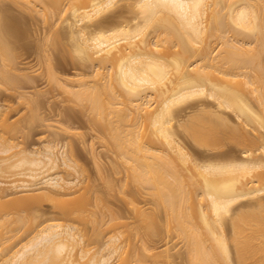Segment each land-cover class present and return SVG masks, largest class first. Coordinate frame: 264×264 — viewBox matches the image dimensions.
I'll list each match as a JSON object with an SVG mask.
<instances>
[{"label":"bare ground","instance_id":"obj_1","mask_svg":"<svg viewBox=\"0 0 264 264\" xmlns=\"http://www.w3.org/2000/svg\"><path fill=\"white\" fill-rule=\"evenodd\" d=\"M16 1L33 4L36 10L43 8L39 0ZM48 1L67 14L63 22L72 55L96 77L77 74L61 79L50 54H44L49 80L76 99L89 101L91 109L109 121L115 117L116 122L131 127L129 157L142 159L138 177L182 232L189 234L191 223L199 229L188 240L190 263L264 264V171H257L264 167V160L256 154H264V117L251 101V96L260 99L259 90L248 74H243L247 91L242 85L209 76L214 71L229 75L221 65L257 60L226 39L223 44L232 47L220 63L213 62L214 49L204 42L208 29L223 34L231 28L259 32L263 26L253 6L245 0H126L131 15L123 18L108 14L121 0ZM12 32L0 15L4 47L9 45L5 37ZM159 40L169 41L178 50L159 54ZM191 66L195 76L187 74ZM29 68L15 59L0 64V76L18 99L37 106V98L25 90L36 81ZM197 98L212 99L216 109L200 107L194 101ZM188 109L193 113L187 114ZM225 111L232 112L234 124ZM34 117L32 111L30 119ZM200 121L212 124L206 130L191 124ZM0 126L16 130L7 107L1 104ZM180 127L197 136L204 151L193 152L179 136ZM115 128L118 132L121 127ZM261 129L263 133H258ZM114 136L121 145L117 133ZM224 140L242 146L240 153L219 149ZM14 147L0 144V264H111L114 255H121L122 245L115 235L108 240L107 253L88 254L89 238L75 224V214L86 217L87 198H64L78 190L82 181L81 168L65 145L49 141L44 148L29 152L12 151ZM66 170L72 171V178ZM189 180L196 185L194 190L186 189ZM7 197L19 206L42 199L54 201L66 222L46 219L30 229L36 215L11 216ZM240 199H254L256 208L242 210L236 205ZM141 216L151 217L144 212ZM226 216L233 227L230 236L224 229ZM25 232L27 240L13 242ZM119 264H128V259L122 257Z\"/></svg>","mask_w":264,"mask_h":264},{"label":"rangeland","instance_id":"obj_2","mask_svg":"<svg viewBox=\"0 0 264 264\" xmlns=\"http://www.w3.org/2000/svg\"><path fill=\"white\" fill-rule=\"evenodd\" d=\"M245 1L253 6L263 28L256 33L231 28L225 34L216 29H208L204 42L211 44L214 49L213 62L220 63L221 56L232 47L230 43L223 44V40L226 39L241 46L250 58L257 61L224 64L221 67L229 72V75L214 71L209 76L224 79L233 85H242L247 91L243 74H248L256 82L260 95L259 100L251 96V101L264 117V0ZM38 4L43 8L36 10L33 4L0 0V15L13 29V32L5 37L9 45L4 47L5 44L0 43V64H8L16 59L20 66H30L27 71L35 76L36 81L25 90L38 100L35 106L33 103L28 104L18 99L17 93L7 89L0 76V104L7 107L9 121L16 126L15 131L0 126V144L14 145L12 151L24 149L29 152L36 148H44L49 141H55L59 146L65 145L67 151L73 154L82 171L81 186L78 190L64 195V198L67 200H78L82 196L87 198L86 217L80 219L75 214V224L89 238L86 242L89 255L96 253L97 256H101L107 253L110 246L108 240L115 235L122 245L121 255H114L110 260L111 264H119L122 257L128 259V264H191L188 240L195 238L199 229L191 223L189 234L182 232L177 222L170 219L163 203L152 194L153 190L138 177L142 159L134 160L129 157L133 144L129 141L131 137L127 133L131 127L116 122L115 117L114 121L113 119L109 121L104 115L101 116L92 110L89 101L76 99L72 94L63 92L54 81L49 80L44 54H50L56 75L61 79L75 78L77 74H83L87 79L96 77L91 75L89 67L75 60L72 55L70 40L65 33L63 22L67 14H61L59 8L48 0H39ZM218 8L220 6L216 9ZM108 14L130 17L128 1H119ZM117 18L120 17H113ZM159 42L161 46L158 53L161 55L166 56L178 50V47L169 41ZM187 74L196 75L194 66L189 67ZM37 91L40 93L37 94ZM194 101H199L202 108L216 109L212 99L197 98ZM192 110L188 109L187 114H192ZM32 111L36 113V117L30 119ZM224 113L229 114L230 122L234 124L232 112ZM191 124L206 130L212 123L200 121ZM116 125L121 127L118 132ZM257 132L263 133V129ZM116 133L121 145L115 142ZM179 136L193 152L204 147L200 145L197 136L181 127ZM206 139L211 141L210 138ZM224 141L219 149L233 148L234 152L240 153L242 146H236L233 141L226 140V143ZM205 147L207 149V146ZM256 154L264 160V154L260 151ZM257 171L263 172L264 167ZM65 174L73 177L71 170H66ZM22 178L29 179L26 176ZM195 187L192 181L187 182L186 189L194 190ZM37 193H41V190ZM5 200L11 216L18 213L36 215V218L32 219L30 229L38 228L46 219L66 222L61 213V206L54 201L42 199L39 203L19 206L12 202L11 198L7 197ZM254 201L240 199L236 205H240L242 210L254 209L256 208ZM141 212L148 213L151 217L144 219ZM229 219V216L225 217L224 227L228 236L233 230ZM26 233L17 235L13 242L23 240ZM25 240L27 239L24 238L23 241Z\"/></svg>","mask_w":264,"mask_h":264}]
</instances>
